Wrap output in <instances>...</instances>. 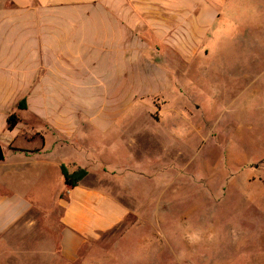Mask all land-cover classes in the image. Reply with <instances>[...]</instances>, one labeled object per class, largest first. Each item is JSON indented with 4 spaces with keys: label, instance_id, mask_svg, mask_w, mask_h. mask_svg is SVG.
I'll use <instances>...</instances> for the list:
<instances>
[{
    "label": "rangeland",
    "instance_id": "rangeland-1",
    "mask_svg": "<svg viewBox=\"0 0 264 264\" xmlns=\"http://www.w3.org/2000/svg\"><path fill=\"white\" fill-rule=\"evenodd\" d=\"M228 2L199 52L167 59L171 92L120 121L129 144H86L116 175L104 186L129 210L122 223L64 262L51 174L38 187L48 208L11 230L0 264H264V0Z\"/></svg>",
    "mask_w": 264,
    "mask_h": 264
},
{
    "label": "crops",
    "instance_id": "crops-1",
    "mask_svg": "<svg viewBox=\"0 0 264 264\" xmlns=\"http://www.w3.org/2000/svg\"><path fill=\"white\" fill-rule=\"evenodd\" d=\"M227 4L0 0V243L33 211L48 208L38 187L51 174L64 262L122 223L129 210L104 186L116 175L86 144L111 137L128 145L133 134L120 121L148 96L171 92L176 80L167 74L178 68L167 59L199 52ZM21 100L25 110L16 108ZM12 114L18 123L8 130ZM62 165L87 174L67 190Z\"/></svg>",
    "mask_w": 264,
    "mask_h": 264
},
{
    "label": "trees",
    "instance_id": "trees-1",
    "mask_svg": "<svg viewBox=\"0 0 264 264\" xmlns=\"http://www.w3.org/2000/svg\"><path fill=\"white\" fill-rule=\"evenodd\" d=\"M17 109L19 110H25V101L21 100L17 106ZM18 123V118L16 115L12 114L8 117L7 119V125H8V130H12L16 124ZM61 175L63 178L64 185L67 190H70L78 185L80 181L84 179L86 176L87 172L83 169H71L66 166H61L60 167Z\"/></svg>",
    "mask_w": 264,
    "mask_h": 264
},
{
    "label": "water",
    "instance_id": "water-1",
    "mask_svg": "<svg viewBox=\"0 0 264 264\" xmlns=\"http://www.w3.org/2000/svg\"><path fill=\"white\" fill-rule=\"evenodd\" d=\"M2 159L1 153H0V160Z\"/></svg>",
    "mask_w": 264,
    "mask_h": 264
}]
</instances>
